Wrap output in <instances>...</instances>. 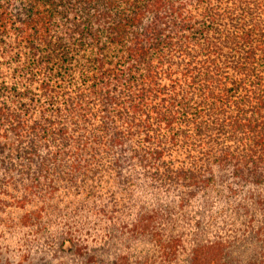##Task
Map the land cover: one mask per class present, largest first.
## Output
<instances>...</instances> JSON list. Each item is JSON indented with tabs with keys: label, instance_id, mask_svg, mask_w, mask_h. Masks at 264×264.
<instances>
[{
	"label": "trees",
	"instance_id": "16d2710c",
	"mask_svg": "<svg viewBox=\"0 0 264 264\" xmlns=\"http://www.w3.org/2000/svg\"><path fill=\"white\" fill-rule=\"evenodd\" d=\"M0 264H264V0H0Z\"/></svg>",
	"mask_w": 264,
	"mask_h": 264
},
{
	"label": "rangeland",
	"instance_id": "374dc122",
	"mask_svg": "<svg viewBox=\"0 0 264 264\" xmlns=\"http://www.w3.org/2000/svg\"><path fill=\"white\" fill-rule=\"evenodd\" d=\"M18 212V211H17ZM7 215V214H6ZM7 218V217H6ZM4 222H8L7 220H4ZM4 222H3V224H4ZM3 228H5L4 226H2ZM13 232V234L15 235V236H10V238H7V243L10 245V248H12L13 246H15L16 244H14L15 243V241H16V236H18V233L17 232H15V231H12Z\"/></svg>",
	"mask_w": 264,
	"mask_h": 264
}]
</instances>
